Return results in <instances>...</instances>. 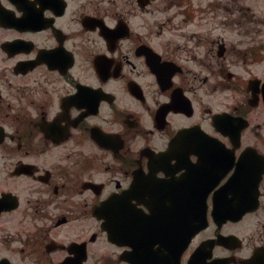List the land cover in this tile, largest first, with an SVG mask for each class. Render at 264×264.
<instances>
[{"label":"flooded vegetation","instance_id":"flooded-vegetation-1","mask_svg":"<svg viewBox=\"0 0 264 264\" xmlns=\"http://www.w3.org/2000/svg\"><path fill=\"white\" fill-rule=\"evenodd\" d=\"M0 264H264V0H0Z\"/></svg>","mask_w":264,"mask_h":264},{"label":"water","instance_id":"water-1","mask_svg":"<svg viewBox=\"0 0 264 264\" xmlns=\"http://www.w3.org/2000/svg\"><path fill=\"white\" fill-rule=\"evenodd\" d=\"M239 130H240V126L236 127V136L231 135V139L233 141V144L236 145L237 143V137L239 135ZM229 133H232V131H226ZM210 145H212V143H210ZM220 148H224L223 146H220ZM233 161L232 160H226V162H224V169H228L232 166ZM197 165V164H195ZM195 170L201 167L198 166H194ZM258 176H259V171H258V175L254 176L253 179L257 184L258 181ZM235 177L234 175L230 178V180H233ZM229 183V182H228ZM212 186L209 185H204L203 187L200 186H195V200H194V211H195V216H194V229L196 230L197 228L201 227L202 225H204L205 220H206V203H205V196L206 193L208 191V189H210ZM199 188H204L203 190H205L204 192L199 191ZM254 188H256V185H254ZM200 192V194H199ZM200 195V199H198L196 196ZM236 205H245L243 202L242 203H235ZM227 205L228 202L225 203H220L217 201H214L213 203V217L215 219H217L216 215H218L220 212H224V213H228L227 211ZM241 209V210H240ZM245 210V208L243 209L242 207L233 210L232 213L236 214V216H229V217H233L234 219H236L237 217H239L241 215V213ZM228 217V216H225ZM225 219V218H224Z\"/></svg>","mask_w":264,"mask_h":264}]
</instances>
